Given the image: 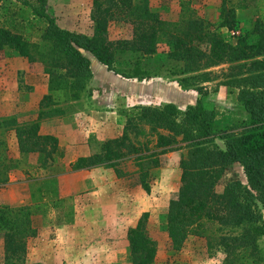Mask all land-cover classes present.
Segmentation results:
<instances>
[{"label": "trees", "instance_id": "16d2710c", "mask_svg": "<svg viewBox=\"0 0 264 264\" xmlns=\"http://www.w3.org/2000/svg\"><path fill=\"white\" fill-rule=\"evenodd\" d=\"M21 1L46 18L48 25L40 41L9 26H0V50L42 63L49 77L48 92L40 100L36 119L24 123L14 116L0 118V185L9 180L8 172L18 162L10 155L5 137L10 130L15 131L20 152L37 153L42 163L56 154L64 155L59 138L42 133L41 123L44 118L65 115L64 102L79 100L84 92L91 94L88 83L93 70L86 52L126 78L173 75L184 89L193 88L200 93L197 103L186 109L173 102L136 105L127 112L121 136L105 140L100 153L79 156L71 165L81 169L104 164L121 176L124 171L120 164L133 155L140 182L149 191L150 172L160 166V156L185 142L187 150L179 164L181 185L167 214L171 246L182 248L190 235L209 237L205 224L216 222L222 230L217 242L227 253L229 264H264L260 242L264 236V214L257 204H264V0H221V20L216 27L192 16L182 23L167 21L151 8L150 0H92L93 35L60 26L47 10L48 0ZM239 8L252 9L254 16L249 25H242ZM116 20L133 25L131 38H109V25ZM220 27L238 31L235 42ZM161 42L168 49L159 52ZM125 54L128 56L120 66ZM148 58H154V64L162 61L160 67L156 69L149 63L147 68L144 59ZM172 61H183L184 65L165 71L164 66ZM227 61L241 62L226 84L231 93L237 91L236 98L244 111L237 119L224 123L219 121L216 105L208 99L202 85L211 80V71L202 70ZM197 79L202 83H195ZM141 137L146 139L138 140ZM152 137L155 143L149 146ZM217 138L224 141V148ZM235 163L243 166L248 182L230 180L219 193L216 185ZM49 204L39 200L18 207L0 205L4 264H29L25 260L27 238L36 234L32 215ZM148 218L149 212L143 213L137 224L128 229L132 264H153L157 257V245L147 233Z\"/></svg>", "mask_w": 264, "mask_h": 264}, {"label": "rangeland", "instance_id": "374dc122", "mask_svg": "<svg viewBox=\"0 0 264 264\" xmlns=\"http://www.w3.org/2000/svg\"><path fill=\"white\" fill-rule=\"evenodd\" d=\"M221 4V0H150L151 8L167 21L182 23L192 16L208 21L213 27L221 20ZM47 10L60 26L93 35L92 0H48ZM238 11L242 25H249L254 16L252 9L239 8ZM2 25L30 36L33 41H40L48 20L35 14L32 7L21 0H1ZM218 29L235 42L234 35L238 31L226 27ZM108 33L111 40L131 38L133 25L116 20L110 23ZM167 49V45L161 42L159 52ZM86 54L90 55L89 52ZM127 56L125 54L120 58V66ZM153 59H144L147 68L150 67L149 63L156 69L160 67L162 61H155L154 64ZM239 63L220 62L202 70L211 71V80L202 85L208 92V99L216 105L219 121L224 123L237 119V115L244 111L236 98L237 91L231 93L226 84L238 71L235 66ZM183 65V61H172L163 69L172 71ZM153 78L159 79L160 76ZM163 78L168 83H177L173 75L170 79ZM48 81L42 63L30 62L28 58L10 50H0V118L14 116L24 123L36 119L40 100L48 92ZM197 81L202 83L199 79L194 82ZM88 88L91 94L84 92L79 100L63 103L67 108L65 115L47 117L41 123L42 133L59 138L63 156L56 154L42 163L37 153L20 152L14 130L5 134L10 155L18 162L8 172L9 180L0 185V205L18 207L39 200L50 203L46 209L32 215L36 234L27 238L26 262L132 264L128 229L137 224L143 213L149 212L147 233L158 249L153 264H229L226 261L227 253L217 242L222 230L216 222L205 224L209 237L190 235L182 248L174 249L171 246L167 214L170 203L179 193L182 174L179 164L187 150L185 142L177 143L172 150L160 156V166L152 168L150 172L149 191L140 182L133 155L120 164L124 171L121 176L104 164L81 169L72 167L71 163L79 156L96 155L101 152L105 140L121 136L127 112L134 106L167 103L157 95L141 101L143 97L133 95L132 91L126 93L121 88L114 91L111 83L102 82L94 73ZM174 90L166 92L167 99L179 103L180 108L186 109L194 101L190 98L185 103L180 102ZM145 139L141 137L138 140ZM217 142L225 147L222 139L217 138ZM154 143L155 139L149 146ZM233 179L248 182L240 163H235L226 171L216 190L223 192L225 185ZM257 204L264 214V204L261 201H257ZM260 242L264 248V236ZM4 256V237L0 231V264H4Z\"/></svg>", "mask_w": 264, "mask_h": 264}, {"label": "crops", "instance_id": "0c3cea01", "mask_svg": "<svg viewBox=\"0 0 264 264\" xmlns=\"http://www.w3.org/2000/svg\"><path fill=\"white\" fill-rule=\"evenodd\" d=\"M88 56L91 59V66L94 76L102 80L104 83H111L114 91H117L115 88H121V90H124L126 93H130L132 91L133 95L137 94L143 97L140 99L141 101H145L146 98L157 95L160 96L165 102H173L179 106V103L175 102L174 100L167 99L169 98L167 91H173L176 89L174 91L177 92L176 95L180 102L185 103V101L191 98L194 101L190 104L197 103L199 98L198 91L193 88H190V90L184 89L178 82L175 84L174 81H169L168 83V80L166 81V78H163V76H160L161 79L150 78L143 80L138 78H126L112 70H109L108 67L99 61L93 54L90 53Z\"/></svg>", "mask_w": 264, "mask_h": 264}]
</instances>
